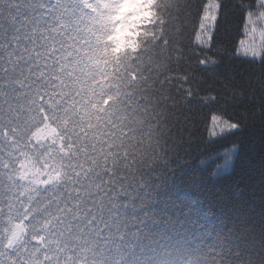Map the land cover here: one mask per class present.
I'll return each mask as SVG.
<instances>
[{"label": "snow or ice", "instance_id": "obj_1", "mask_svg": "<svg viewBox=\"0 0 264 264\" xmlns=\"http://www.w3.org/2000/svg\"><path fill=\"white\" fill-rule=\"evenodd\" d=\"M123 2L0 0V264H264V217L259 248L173 260L185 218L143 195L200 107L264 123V0L140 2L118 47Z\"/></svg>", "mask_w": 264, "mask_h": 264}, {"label": "trees", "instance_id": "obj_2", "mask_svg": "<svg viewBox=\"0 0 264 264\" xmlns=\"http://www.w3.org/2000/svg\"><path fill=\"white\" fill-rule=\"evenodd\" d=\"M227 27L232 31L231 23ZM227 39L220 37L221 41ZM190 44L189 54L201 55L195 35ZM217 49L222 52V45ZM217 49L207 52L213 60L219 59ZM239 111L242 109L223 104L200 107L194 123L179 138L174 134L165 137L161 159L146 172L143 195L152 197L153 203L169 201V210L185 218L173 260L186 256L190 260L201 246L227 252L241 243L238 236L249 242L242 246L251 242L260 246L261 227L247 235L244 226L249 222L259 225L264 217V123L257 119L246 122L239 131L212 134L213 117L235 122L233 113ZM136 226L135 217H130L128 227ZM252 264L259 260L253 259Z\"/></svg>", "mask_w": 264, "mask_h": 264}, {"label": "clouds", "instance_id": "obj_3", "mask_svg": "<svg viewBox=\"0 0 264 264\" xmlns=\"http://www.w3.org/2000/svg\"><path fill=\"white\" fill-rule=\"evenodd\" d=\"M143 2L145 4L148 3V0H124V2L121 4V12H127L129 19H125L123 21L117 20V23H119L121 26L117 29V35L116 40L118 42L117 46L119 47L120 42H122L124 37H128L130 39V33L132 30L137 26V13L140 11L139 9H136L135 11H130L129 9L140 3ZM150 13L147 11L144 12V16H148Z\"/></svg>", "mask_w": 264, "mask_h": 264}, {"label": "rangeland", "instance_id": "obj_4", "mask_svg": "<svg viewBox=\"0 0 264 264\" xmlns=\"http://www.w3.org/2000/svg\"><path fill=\"white\" fill-rule=\"evenodd\" d=\"M242 39L245 40V43H248L247 38H244V37H243ZM214 125L216 126L215 130H216L217 134H219V133L221 132L220 129H222V128H227L226 123L223 122V121H221V120L218 119V118H217L215 121H214V120L212 121V132H213V127H214Z\"/></svg>", "mask_w": 264, "mask_h": 264}]
</instances>
